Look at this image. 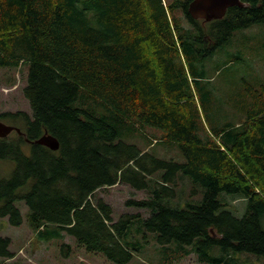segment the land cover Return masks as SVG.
<instances>
[{
	"label": "trees",
	"instance_id": "trees-1",
	"mask_svg": "<svg viewBox=\"0 0 264 264\" xmlns=\"http://www.w3.org/2000/svg\"><path fill=\"white\" fill-rule=\"evenodd\" d=\"M192 1L0 0V68H27L32 110L0 113L22 131L0 139V161L16 165L0 177V218L21 225V204L39 240L67 233L115 264L129 263L149 233L166 264L177 252L205 264L264 261V86L243 81L241 105L222 106L235 120L224 122L206 69L235 32L264 24V0L211 22L191 17ZM46 133L57 151L35 143ZM118 184L144 194L126 204L147 217L114 219L97 192ZM225 195L246 201L241 215ZM10 245L0 237L1 259L15 258Z\"/></svg>",
	"mask_w": 264,
	"mask_h": 264
},
{
	"label": "rangeland",
	"instance_id": "rangeland-1",
	"mask_svg": "<svg viewBox=\"0 0 264 264\" xmlns=\"http://www.w3.org/2000/svg\"><path fill=\"white\" fill-rule=\"evenodd\" d=\"M183 20V19H182ZM184 26L187 23L183 21ZM233 61V62H231ZM208 76L212 77V88L214 90L213 109L218 113V117L224 122L235 120L234 111L227 114L222 106L228 104L230 98L236 99V104L241 105L244 97L242 90L244 82L252 85L255 89L264 86V24L255 25L251 28L240 30L234 33L230 42L224 49L219 50L213 58L207 62ZM27 68L22 66L17 69L0 68V113L3 112H25L31 114L32 110L28 100L24 96L23 88L26 85ZM234 98V99H233ZM217 101V102H216ZM233 104V103H232ZM7 125L15 126L12 119H0ZM153 129V128H152ZM150 128L148 135L158 133ZM18 137L13 133L10 140H16ZM136 141L140 146L146 148L145 141L137 136L130 139ZM23 150L29 154L34 145L31 142L22 143ZM156 145V146H155ZM160 156L166 158L180 159L179 154L174 148H163L157 144L150 146ZM183 161V160H182ZM16 165L10 161H0V177L11 174ZM188 189L189 184L184 185ZM97 197L103 199L113 207V217L118 220L123 214L134 215L139 213L142 217L149 215L148 211L138 210L127 206L129 199H142L144 194L137 192L124 184H118L114 187L97 192ZM224 202L241 215L244 211L246 201L236 196H223ZM18 207L22 209L23 221L17 226L11 223L8 217L0 218V237L11 239L10 250L15 253V258L11 260L1 259L0 264H115L108 260L102 254L87 252L79 247L74 238L65 233L64 241L57 239L51 242L41 241L31 230L27 222V210L21 204ZM147 242L140 252H135L133 259L127 264H166L162 258V248L154 238V234H148ZM69 245L70 250L65 254L63 245ZM190 251V248H186ZM230 258L235 262H245L246 264H264V261L258 260L254 256L246 254H234ZM173 264H205L200 262L196 253L185 254L177 252L174 254Z\"/></svg>",
	"mask_w": 264,
	"mask_h": 264
},
{
	"label": "water",
	"instance_id": "water-1",
	"mask_svg": "<svg viewBox=\"0 0 264 264\" xmlns=\"http://www.w3.org/2000/svg\"><path fill=\"white\" fill-rule=\"evenodd\" d=\"M245 5L242 0H193L189 4L188 12L195 20L201 19L211 22L222 19L231 7H245ZM13 131L22 134L19 128L0 121V138H7ZM35 143L45 146L52 151H57L60 147L58 140L47 133Z\"/></svg>",
	"mask_w": 264,
	"mask_h": 264
},
{
	"label": "flooded vegetation",
	"instance_id": "flooded-vegetation-1",
	"mask_svg": "<svg viewBox=\"0 0 264 264\" xmlns=\"http://www.w3.org/2000/svg\"><path fill=\"white\" fill-rule=\"evenodd\" d=\"M13 133H15V134H16V132H15V131H13V132L11 133V135H12ZM11 135H10V136H11ZM19 135H22V134H19ZM10 136H8V137H10ZM8 137H7V138H8ZM0 139H3V138H0ZM26 141L29 143V141H28L27 139H26Z\"/></svg>",
	"mask_w": 264,
	"mask_h": 264
}]
</instances>
